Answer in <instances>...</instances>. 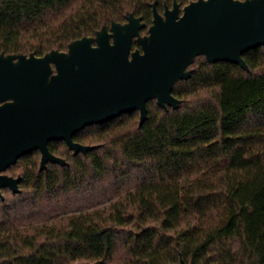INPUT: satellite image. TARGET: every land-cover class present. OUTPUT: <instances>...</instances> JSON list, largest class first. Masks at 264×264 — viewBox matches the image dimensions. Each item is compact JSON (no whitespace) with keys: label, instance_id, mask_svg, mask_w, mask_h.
Listing matches in <instances>:
<instances>
[{"label":"trees","instance_id":"16d2710c","mask_svg":"<svg viewBox=\"0 0 264 264\" xmlns=\"http://www.w3.org/2000/svg\"><path fill=\"white\" fill-rule=\"evenodd\" d=\"M175 1L193 0H0V54L67 51L130 14L146 35L153 3ZM243 58L195 55L176 107L149 99L142 124L134 110L76 132L86 152L50 141L63 164L36 149L9 166L0 264H264V44Z\"/></svg>","mask_w":264,"mask_h":264},{"label":"water","instance_id":"95a60500","mask_svg":"<svg viewBox=\"0 0 264 264\" xmlns=\"http://www.w3.org/2000/svg\"><path fill=\"white\" fill-rule=\"evenodd\" d=\"M153 14L146 35L145 23L130 14L67 51L0 54V198L4 187L20 190L21 175L4 171L22 155L38 149L41 168L63 164L50 141L64 140L75 153L93 149L73 138L87 125L134 110L142 124L152 98L176 107L173 86L191 75L195 55L246 66L243 54L264 44V0H193L183 7L175 1L163 13L154 2ZM134 40L140 47L133 49Z\"/></svg>","mask_w":264,"mask_h":264},{"label":"flooded vegetation","instance_id":"af4514ba","mask_svg":"<svg viewBox=\"0 0 264 264\" xmlns=\"http://www.w3.org/2000/svg\"><path fill=\"white\" fill-rule=\"evenodd\" d=\"M109 30H110V28H109ZM94 44H96L95 42H94ZM140 47V46H139Z\"/></svg>","mask_w":264,"mask_h":264}]
</instances>
